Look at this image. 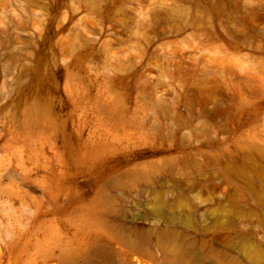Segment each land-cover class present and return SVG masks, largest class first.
<instances>
[{
	"label": "rangeland",
	"instance_id": "rangeland-1",
	"mask_svg": "<svg viewBox=\"0 0 264 264\" xmlns=\"http://www.w3.org/2000/svg\"><path fill=\"white\" fill-rule=\"evenodd\" d=\"M0 264H264V0H0Z\"/></svg>",
	"mask_w": 264,
	"mask_h": 264
},
{
	"label": "bare ground",
	"instance_id": "bare-ground-1",
	"mask_svg": "<svg viewBox=\"0 0 264 264\" xmlns=\"http://www.w3.org/2000/svg\"><path fill=\"white\" fill-rule=\"evenodd\" d=\"M172 248H173L174 250H177L178 253L183 251V245H182L180 242H178V241H174V242L172 243Z\"/></svg>",
	"mask_w": 264,
	"mask_h": 264
}]
</instances>
